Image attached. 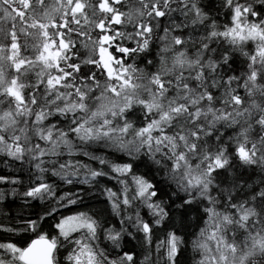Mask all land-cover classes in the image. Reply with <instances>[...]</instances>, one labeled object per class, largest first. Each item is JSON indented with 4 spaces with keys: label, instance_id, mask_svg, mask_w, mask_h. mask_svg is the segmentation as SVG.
I'll return each mask as SVG.
<instances>
[{
    "label": "snow or ice",
    "instance_id": "6c2138e0",
    "mask_svg": "<svg viewBox=\"0 0 264 264\" xmlns=\"http://www.w3.org/2000/svg\"><path fill=\"white\" fill-rule=\"evenodd\" d=\"M0 264H264V0H0Z\"/></svg>",
    "mask_w": 264,
    "mask_h": 264
}]
</instances>
